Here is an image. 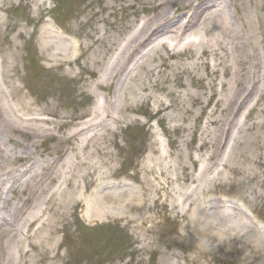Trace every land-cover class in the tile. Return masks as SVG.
<instances>
[{
  "label": "bare ground",
  "instance_id": "bare-ground-1",
  "mask_svg": "<svg viewBox=\"0 0 264 264\" xmlns=\"http://www.w3.org/2000/svg\"><path fill=\"white\" fill-rule=\"evenodd\" d=\"M252 1L139 0L138 5L129 4L123 15L126 22L121 25L118 38L111 40L108 47L105 44L107 54L96 60L92 67L85 66L79 78L91 91L87 99L90 95L94 97L88 113L81 110L65 118L50 113V118H56L55 121L39 117L41 112L33 109L31 101H25L24 112L13 119V110L8 109L7 101L12 98L13 91L7 94L0 87V140L14 150L6 152L0 142V264H60L61 235L68 231L70 218L84 223L96 217L108 215L112 218L118 214L107 208L111 204L117 205L119 193L101 194L95 190L101 180L98 181L95 171L96 162L86 159V155L93 157L96 154V144L89 139L81 145L76 143L80 136L85 137L95 128L107 129L121 113L136 115L142 110L151 117H161L159 122L169 131L167 118L177 109L174 105H184L180 100L182 96L159 84L151 89L142 87L147 94L145 97L130 86L126 87L127 79L136 78L142 68L149 67V71L158 75L164 73L163 67L172 70L178 77L179 87L185 90L183 78L188 76L192 90L202 88V93L189 92L185 101L187 99L190 106L180 108L196 122L205 121L193 130L191 126L176 125L175 130L189 132L184 141L181 140L180 147L188 149L187 158L192 164V168L182 164L181 173L176 177L170 176V166L166 163L171 153L162 154L157 149L148 151L143 170L144 178L151 176L146 187L155 195L151 198L153 206L161 201H171L177 209L181 203L195 198V211L199 202L205 205V200L201 195L203 191L198 192L197 187L193 195L190 193L192 184L213 185L215 178L206 179L213 173L225 179L232 174H242L239 167H232V161L237 160V138L246 128L264 131V109L261 110L264 78L261 77L262 65H259L257 21L245 14ZM231 10L238 15L248 39L238 31ZM51 36L56 42L47 43L46 47L52 45V52L71 51L72 46L67 44L69 40ZM90 48L81 45L82 50ZM58 54L56 52L54 58ZM156 56L163 65H152ZM169 59H179L178 64L172 67ZM251 60L252 72L249 69ZM85 73L94 76V80L89 82L83 76ZM152 89L164 93V99L150 94ZM52 97L56 101L55 94ZM259 110L261 123L253 121ZM172 120L179 121L177 117ZM208 128L213 131L209 132ZM19 137L25 143L18 141ZM178 144L171 141L174 147ZM41 146L45 150L38 152ZM212 161H215L213 165ZM250 162L246 159V163ZM261 163H264V155L257 156V166ZM187 177H190L188 181ZM25 186L28 187L26 198L22 199L23 193L18 204L12 203L11 192L21 191ZM9 203L13 204L12 210L7 208ZM136 204L135 201L131 206ZM223 206L226 205L222 202L216 203V212L203 210L201 214L207 221L213 217L221 220L218 231L225 238L233 233L238 237L253 236L244 216L236 212L235 218L234 211L229 213ZM7 214L13 222L8 223L7 217H3ZM190 214L187 210L186 216ZM190 217L193 222L200 220L196 214ZM208 225L197 231L202 236L200 242L209 238ZM256 237L258 244H262L264 237L257 234ZM64 238L67 240L68 237ZM192 261L189 262L192 264Z\"/></svg>",
  "mask_w": 264,
  "mask_h": 264
},
{
  "label": "rangeland",
  "instance_id": "rangeland-1",
  "mask_svg": "<svg viewBox=\"0 0 264 264\" xmlns=\"http://www.w3.org/2000/svg\"><path fill=\"white\" fill-rule=\"evenodd\" d=\"M138 1L0 0V87L7 94L13 91L12 98L7 100L8 109L13 110V119L16 115H22L25 101H31L33 109L41 112L39 117L42 118H50V113L64 118L81 110L88 113L94 97L90 95L87 99L91 91L85 82L79 80L83 68L92 67L96 60L107 54L105 44L110 46L111 40L117 37L121 25L126 22L123 15L127 6L138 5ZM232 14L238 31L248 39L246 29L242 28L237 19L238 15L233 11ZM245 14L257 21L258 50L261 53L259 65H262L263 79L264 0H253ZM51 35H60L62 41L67 37L72 52L69 55L59 50L52 52V45L50 48L46 47L47 43L56 42ZM100 38L101 42L95 44ZM246 44L251 53L249 42L246 41ZM81 45L91 48L83 51ZM56 52L59 54L54 58ZM178 60L169 59V63L173 67L178 64ZM252 63L253 60L249 65L251 72ZM152 65H163V61L156 56ZM148 68L140 69L136 78L127 79L125 86H130L145 97L147 94L143 92L142 87L151 89L155 84H159L177 95L180 94L184 105H174L177 109L167 118L169 131L159 122L161 117H151L142 110L136 115L121 113L107 129L95 128L85 137L80 136L77 145H81L86 139L96 144V154L93 157L91 154L86 155V159L96 162L95 171L98 173V181L101 180V184L95 189L101 190L102 185L109 179V182L113 180L123 183L121 186H128L136 191L137 204L109 219L96 217L92 221L82 223L74 217L70 218L68 231L62 232L61 235L63 245L58 249L62 255L59 263L188 264L193 259L192 264H264V239L262 244H258V237L255 235L238 237L233 233L225 238L221 231L213 230L211 224L208 225V230L212 235L208 234L209 238L200 242L202 236L197 231L207 223L198 225L190 217L192 214L198 217L199 210L193 211L195 198L181 203L177 209L172 206L171 201H161L156 207L151 203V198L155 195L146 187L147 179L151 176L144 178L143 170L148 151L157 149L162 154L171 153L166 163L170 166V176L176 177V174L181 173L182 164L192 168L187 158L188 149L180 147L181 140L184 141L189 132L175 130L176 125L191 126L193 130L205 121L201 119L196 122L194 117L180 108L190 106L186 102L187 99L185 101L189 92L202 93V88L194 87L192 90L190 78L184 76L186 90L181 89L178 77H175L172 70L163 67L161 69L164 73L158 75ZM94 69L99 70V67L94 66ZM83 76L89 82L94 80V76L89 73ZM53 94L56 101H53ZM150 94L162 99L165 97L164 93L155 89H152ZM263 105L262 103L261 110L264 109ZM172 117H177L179 121L174 122ZM50 119L56 121V118ZM253 121L262 122L260 110L254 114ZM208 130L213 131L212 128ZM17 139L25 143L20 137ZM172 140L175 144L176 141L179 143L177 147L171 145ZM0 142L6 152L14 151L12 146L7 147L9 145H6L3 139ZM237 142V160L232 161V167H239L242 174H232L229 179H225L216 177L217 174L213 173L206 178H215L213 185L192 184L190 193L193 195L197 187L198 192L203 191V198L225 196L236 199L247 207L255 220L264 222V184H261L264 179V168L261 167L264 163L257 166V156L264 155V131L246 128L237 138ZM44 150L41 146L38 152ZM246 159L251 161L250 164L246 163ZM214 162L212 161L211 165ZM188 179L190 177H187L186 181ZM27 189L25 186L21 191L11 192L10 201L18 204L24 195L22 199L26 198ZM12 203L7 206L10 210ZM120 203L121 201L117 206ZM187 210L191 213L189 216H186ZM3 217H7L8 223L13 222L8 214ZM64 236L68 237L67 240ZM221 238L225 240L222 245L217 246L216 243Z\"/></svg>",
  "mask_w": 264,
  "mask_h": 264
}]
</instances>
